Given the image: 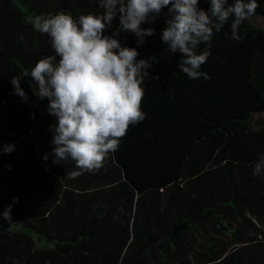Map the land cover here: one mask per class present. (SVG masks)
Listing matches in <instances>:
<instances>
[{"label":"trees","instance_id":"1","mask_svg":"<svg viewBox=\"0 0 264 264\" xmlns=\"http://www.w3.org/2000/svg\"><path fill=\"white\" fill-rule=\"evenodd\" d=\"M44 1L0 0V104L11 112L8 119L0 114V213L19 198L12 223L0 219V264H264V251L241 248L264 241V176L253 175L264 154V128H251L252 117L264 112V30L241 24L234 41L230 19L214 32L201 67L209 78L196 80L179 71L180 54L161 42L167 9L142 25L154 35L141 46L133 34L120 33L122 46L137 48V59L152 63L141 101L146 117L130 125L119 150L105 158L107 173L77 175L112 186L75 201L41 166L30 142L10 135L28 110V101L12 94L10 80L45 55L31 24L36 15L48 16ZM75 2L74 19L103 10L99 0ZM257 3L251 17H264V0ZM208 6L200 0V8ZM118 26L114 20L111 32ZM206 48L201 44L198 52ZM20 83L28 100L47 105L33 95L30 76ZM21 142L27 146L22 151L16 148ZM8 144L15 150L5 154ZM151 193H167L171 212L165 207L159 213L155 198L147 199ZM245 226L252 236H242Z\"/></svg>","mask_w":264,"mask_h":264},{"label":"clouds","instance_id":"2","mask_svg":"<svg viewBox=\"0 0 264 264\" xmlns=\"http://www.w3.org/2000/svg\"><path fill=\"white\" fill-rule=\"evenodd\" d=\"M200 0H99L103 13L81 15L74 19L63 11L48 16L36 15L31 24L46 35L51 55L39 59L10 80L12 94L21 102L28 97L21 79L32 78V92L47 100L46 113L53 118L49 126L51 151L41 159L62 166L72 162V175L92 172L103 166L109 153H116L130 125L144 121L141 111L143 85L150 77V60L137 59V48L122 46L120 33H131L137 46L154 35L151 27L156 17L167 9L166 27L160 39L170 54L181 56L178 69L189 79H208L201 71L210 56L213 34L221 32L229 20L231 39L239 41V26L255 14L257 0H207V10ZM118 20V30L111 36L104 32ZM227 35V34H226ZM201 44L207 48L198 52ZM14 145L3 148L5 154ZM253 175L264 176V154L253 165ZM14 198L0 213V219L12 223Z\"/></svg>","mask_w":264,"mask_h":264},{"label":"rangeland","instance_id":"3","mask_svg":"<svg viewBox=\"0 0 264 264\" xmlns=\"http://www.w3.org/2000/svg\"><path fill=\"white\" fill-rule=\"evenodd\" d=\"M28 1L32 3L33 0H28ZM44 3L45 4H43V9L41 10H44L43 12H47L48 15L56 14L57 9L61 11L60 8L64 9L63 12L69 14L70 11L74 9L75 7L74 4H76L75 0H45ZM0 7H2L1 2H0ZM95 9L96 11H94ZM94 10L91 12H85L81 15H88V14L99 15L103 13V10L101 9L99 10L98 8H94ZM242 24L247 25L244 22ZM252 26H255V25H252ZM111 30H112V27L107 29L104 32V35L111 36L112 35ZM21 32L23 33L22 42L24 44L25 51L28 52L29 47L27 45H28L31 31L28 28H26L22 30ZM37 42H38V48L40 50L41 48L44 49L43 50L45 53L44 56L52 54V50L49 47V41L46 35H42L39 33ZM2 78H4V75L0 72V79L2 80ZM2 104L3 102L0 104V112H1L0 114L3 116L4 119H8L9 116L11 117V112H8V109L6 108L5 110L2 111L1 109ZM27 108H28L27 115L25 116L24 121L20 123V125L17 124V122L16 123L14 122V124H16L17 126L16 130H13L15 127L13 126V128L11 129L13 130V134H11L10 132L9 133L10 135H12V137L18 138V141H20V139H24L30 142V145L33 147V149L35 150V152L37 153L39 157L38 159L39 163L41 164V166H44V168L48 171L49 174H51V177L54 180L60 183V186L62 187L61 189H64L62 191L67 192V194L72 196L75 199V201H78V200L85 201L91 198V196L97 193V191H102L103 189L110 188V186H112V185L105 186L103 185V183H101V181L100 182L99 181H96V182L84 181L83 182V180H80L77 177V175L75 176L72 175V173L76 171L75 167L65 165L64 163L62 164V166L53 167L51 164V158H49L48 161H43L41 158L45 154L51 151L50 141L52 137L49 132V126L51 124V121H50L51 116L47 115L46 113V105L42 106V103H39V102L37 103L34 100H28ZM253 120H254V116L252 117V121ZM24 147H27L25 143L21 142L20 145L16 143V148H18L19 150L22 151ZM18 155L20 156L22 155V153L18 152ZM108 169H109L108 164L104 160L103 166L100 169L95 170L96 171L95 173L105 174L108 172ZM57 182H54L56 186L58 185ZM63 197L65 198L64 195ZM147 197H148L147 199L149 202H151V200L155 198V201L157 203L154 204V207L157 208L159 213L161 214L164 213L165 207L168 213L171 212L170 211L171 205H170V201H168L167 193H157V194L151 193ZM175 204L179 205V203H175ZM252 235L253 234L249 230L248 226H245L243 229L242 236L250 237ZM241 248L246 249L248 254H250V252L255 251L257 253L256 255H259L261 254L262 251H264V241L257 238V240L248 242V244L246 245H241ZM181 254L182 255L185 254V247H181ZM254 262L252 264H255Z\"/></svg>","mask_w":264,"mask_h":264},{"label":"water","instance_id":"4","mask_svg":"<svg viewBox=\"0 0 264 264\" xmlns=\"http://www.w3.org/2000/svg\"><path fill=\"white\" fill-rule=\"evenodd\" d=\"M247 25H255L264 30V17L254 16L244 21ZM251 128L256 130L264 128V112L254 115V120L251 122Z\"/></svg>","mask_w":264,"mask_h":264}]
</instances>
